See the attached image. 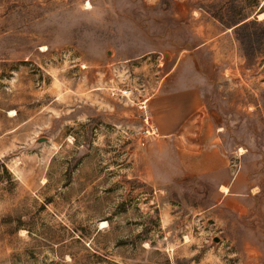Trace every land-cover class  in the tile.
Wrapping results in <instances>:
<instances>
[{
    "label": "rangeland",
    "instance_id": "1",
    "mask_svg": "<svg viewBox=\"0 0 264 264\" xmlns=\"http://www.w3.org/2000/svg\"><path fill=\"white\" fill-rule=\"evenodd\" d=\"M261 8L0 0V264H264Z\"/></svg>",
    "mask_w": 264,
    "mask_h": 264
},
{
    "label": "trees",
    "instance_id": "2",
    "mask_svg": "<svg viewBox=\"0 0 264 264\" xmlns=\"http://www.w3.org/2000/svg\"><path fill=\"white\" fill-rule=\"evenodd\" d=\"M259 14H263L264 15V8H261L260 11L258 12L257 15ZM250 17L247 18H243L241 20H239L237 23H233L228 25V29H235V35L238 38V41H240L241 45L245 48H248L247 50H249V41L250 38L249 36H244L243 38L240 37L239 31H241L242 29H246L249 28L251 25H255L258 23L257 18L255 17L254 20L252 21H248Z\"/></svg>",
    "mask_w": 264,
    "mask_h": 264
},
{
    "label": "built area",
    "instance_id": "3",
    "mask_svg": "<svg viewBox=\"0 0 264 264\" xmlns=\"http://www.w3.org/2000/svg\"><path fill=\"white\" fill-rule=\"evenodd\" d=\"M146 128L143 132V139L156 138L159 135V128L151 123L150 118H145ZM144 145V144H143Z\"/></svg>",
    "mask_w": 264,
    "mask_h": 264
},
{
    "label": "bare ground",
    "instance_id": "4",
    "mask_svg": "<svg viewBox=\"0 0 264 264\" xmlns=\"http://www.w3.org/2000/svg\"><path fill=\"white\" fill-rule=\"evenodd\" d=\"M88 6L90 7V4H88ZM88 7V8H89ZM260 19H262V18H264V15L263 14H260L259 16H258ZM222 192L223 193H226V192H228V188H226V187H222ZM102 225L104 226V227H106L105 225H106V223L104 222V223H102Z\"/></svg>",
    "mask_w": 264,
    "mask_h": 264
},
{
    "label": "water",
    "instance_id": "5",
    "mask_svg": "<svg viewBox=\"0 0 264 264\" xmlns=\"http://www.w3.org/2000/svg\"><path fill=\"white\" fill-rule=\"evenodd\" d=\"M44 141H46V140L45 139L38 140L39 143H43Z\"/></svg>",
    "mask_w": 264,
    "mask_h": 264
},
{
    "label": "crops",
    "instance_id": "6",
    "mask_svg": "<svg viewBox=\"0 0 264 264\" xmlns=\"http://www.w3.org/2000/svg\"><path fill=\"white\" fill-rule=\"evenodd\" d=\"M159 128V127H158ZM227 188V187H226Z\"/></svg>",
    "mask_w": 264,
    "mask_h": 264
}]
</instances>
